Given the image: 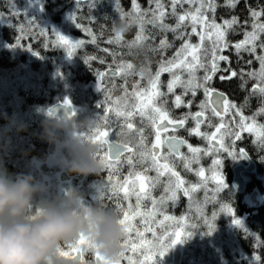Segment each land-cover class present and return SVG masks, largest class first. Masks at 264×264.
I'll use <instances>...</instances> for the list:
<instances>
[{"label":"snow or ice","instance_id":"6c2138e0","mask_svg":"<svg viewBox=\"0 0 264 264\" xmlns=\"http://www.w3.org/2000/svg\"><path fill=\"white\" fill-rule=\"evenodd\" d=\"M98 2L99 0H76V10L84 4L92 10ZM112 2L114 11L119 14L120 20L138 25L137 35L133 41L127 42V47H147L149 52L159 55L160 59L154 74L145 67H141L137 73L132 63L117 62L115 51L107 47L100 49L111 55L113 64L116 65L113 68L110 64L105 71L97 70L94 73L97 92L109 93L104 101L97 104L98 109H103V114L99 113L95 119L97 125L102 121L110 131H101L97 127L94 135L87 133L80 135L99 146L96 159L99 160L103 169L108 171V176L107 182H103L98 192L106 193L107 199L115 203V212L122 227L123 239L119 242L120 253L111 260L101 256L90 239L83 234L69 247L73 253H76L72 257L73 260L82 259L84 251L93 252L95 259L92 264H122L125 260L128 264H154V258L157 255L163 257L171 247L181 242V237H186L190 233L181 227L182 222L186 220L185 216H181L177 222V230L156 237L154 242L142 239L144 232L136 228L133 221L145 215L140 211L144 201L151 202L152 208L147 215L152 218L153 223L156 222L158 214L163 215L164 221H172L176 220V217L164 214L169 202L175 206L180 196L183 195L191 203L195 194L204 190L203 204L219 203V212L214 210L209 216L206 211L200 210L194 214L195 222L191 224V228L203 225L207 229L206 234L211 235L216 227L214 221L221 213L231 216V223L234 226L243 228V221L236 217L232 205L229 202L221 203L217 199L219 194L228 187L221 171L222 158L212 161L214 187L209 192L206 190L207 177L204 168L201 167L198 170L193 168L194 164L200 163V156L207 155L208 152L200 147H193L179 133L184 130L189 136L195 135L203 138L208 142L209 148L215 150V154L218 155L220 151H223L233 160L244 159L249 155L246 149L236 147L237 142L243 140L244 133H254L257 139L253 143H258L264 149V124L258 123L257 120L258 117L264 116V3L257 0L256 7H253L249 0H243L247 16L242 20L239 15L232 14L241 0H223V3H220V0H146L147 7H143L139 0H130L131 9L129 11H125L120 6V0H112ZM219 8L227 10L229 15L217 19ZM13 15L19 18L17 12L14 11ZM68 18L77 29L84 31L91 39L89 41L76 40L53 29L51 32L55 35V40L51 41L52 47L65 49L69 58L74 56L75 51L86 43L96 44L99 48L98 36L90 27H84L77 22L76 11ZM25 20L30 29L34 30L38 27L33 20ZM92 20L94 18L90 17V22ZM168 20L175 22L170 24ZM148 25H151V29ZM20 31L22 35L15 38L13 45H6V47L19 46L31 51L33 55H39L33 50L31 44L24 46L22 41L26 34L23 26ZM168 33L172 34L171 41L168 39ZM100 34L102 36L103 28ZM39 35H47L45 29L40 28ZM231 35H241L242 39L232 41L229 39ZM158 36L160 37L158 43H155ZM193 37L196 38L195 42ZM122 40L121 34L114 33L106 40V43L120 45ZM176 41L180 42L179 47L175 48L171 57H167L166 51L172 49ZM49 46L48 42L44 45L45 48ZM225 53L235 55L238 68H232L231 56ZM245 54L250 58L245 59ZM93 61H98L100 64L106 63L104 58L94 55L84 58V63L89 68ZM254 63H258V68L252 67ZM221 64L224 67H221ZM200 71L203 75H198ZM146 73L147 86H142L141 81L136 80L131 83V91H129L128 77L139 75L143 79ZM163 73H168L170 77L166 85H163L166 91L162 90L161 75ZM116 76H120L124 84L120 85L123 96L114 101L105 81ZM217 76L221 82L238 79L241 90L248 93L244 101L238 104L226 93L213 87V81ZM250 81L253 83L248 89L247 85ZM177 89H180L179 93ZM198 92L203 93L204 99L197 104L195 98ZM187 97L191 98L186 99ZM252 98L258 99L259 107L251 116H248L245 115V110L249 107ZM63 105L71 106L67 97ZM194 105L198 109L195 112L191 110ZM180 108H185L187 111L179 116L173 115V111ZM112 113L116 119L110 118ZM48 114L54 116L55 110H50ZM67 115L74 116L75 112ZM136 115L141 117V123L145 122L144 118H147L149 122L155 137L150 145L144 134L145 128H134L132 118ZM212 117L218 118L219 124H213ZM189 121L194 124L191 128L187 127ZM204 124L215 127V131L210 134L201 131V126ZM126 130L128 132L137 131L139 140L135 148L130 144L119 146L118 138L126 134ZM112 132L115 133L116 139L110 138ZM225 137L228 143L225 142ZM182 147H186L187 153L191 155L182 152ZM260 159L264 160V156H260ZM178 162L182 163L186 171L194 172L200 177L201 182L185 181L181 173L177 171ZM123 163L131 169H134L137 164L142 166L141 171L129 173V176L135 175V181L130 183L127 178L120 180L117 170ZM151 171H155L156 175H149ZM162 178L165 179L162 180ZM136 181L139 182L138 189ZM157 187L163 188L159 198L152 196L153 190ZM133 196H135L134 205L131 202ZM94 199L97 201V196ZM124 202H127L126 207ZM147 231H152V229L149 227ZM245 232H247L246 229ZM133 233L135 237L141 238L139 245ZM152 235L155 236V232H152ZM256 241L257 245L261 243L258 237ZM82 246L86 247L82 248ZM138 250L140 255L144 256L143 260H133L126 255L128 252L135 254ZM58 252L64 257L70 255L62 247L58 249ZM256 259L259 258L256 257Z\"/></svg>","mask_w":264,"mask_h":264},{"label":"trees","instance_id":"16d2710c","mask_svg":"<svg viewBox=\"0 0 264 264\" xmlns=\"http://www.w3.org/2000/svg\"><path fill=\"white\" fill-rule=\"evenodd\" d=\"M139 2L143 7H147L146 0H139ZM259 2L264 3V0H259ZM220 3H223V0H220ZM249 3L253 7H256L257 0H249ZM120 6L125 11H129L131 9V2L130 0H120ZM35 7L44 10L46 21H43L36 8L31 7L25 0H0V166L4 169L1 172L8 174L10 177H14L18 173L33 175L31 170L35 167L31 159H38L39 157L36 152L45 151L47 144L41 138L43 131L42 122L46 119H53L47 113L46 108L52 103L60 101V98L65 95L62 90L59 91L58 84L62 83L66 88H69V81H71L76 85V88L82 89V85H85L88 80L94 78V73L97 70L102 71L110 64L116 67L113 64V57L100 49L107 47L115 51V60L117 62L132 63L137 73L141 67L146 65V69L154 74L160 59L159 55L149 52L147 47H127V42L133 41L137 35L138 25L135 23H130V30L122 35L123 40L120 45L106 43V40L114 35L112 31L113 22L120 20L119 14L114 11L112 0H99L92 10L89 9L87 4L82 5L79 10H76L75 0H39V4ZM244 7V2L241 0V3L238 5L239 11L236 8L232 14L239 15L243 20L247 16ZM14 11L19 14V18L13 15ZM74 11H76L77 22L81 23L84 27H90L98 36L97 44L99 48L96 44L86 43L83 47L77 49L74 56L68 61L64 60L65 49L51 46V41L55 40V35L51 30L54 29L53 25H56V27L59 26L66 32L65 35H69L76 40L89 41L91 38L81 29H77L68 18ZM228 15V11L223 8L217 10V19L221 16L227 17ZM90 17L94 18L92 22H90ZM63 18H68V21L61 25L60 23ZM25 19L33 20L38 27L45 29L47 35L40 36V28L38 27L34 30L30 29ZM174 22V20H168L170 24ZM21 26H23L24 33L26 34L22 43L24 46L31 44L33 50L39 53L37 61L32 63H29L27 60L28 54L32 53L31 51L19 46L6 47V45H13L15 38L22 35L20 31ZM102 28L103 34L101 36ZM148 28L151 29V25H148ZM167 35L171 41L172 34L168 33ZM159 38L158 36L155 43H158ZM229 39L238 41L242 39V36L231 35ZM195 40L196 38L193 37L194 42ZM46 42L50 45L48 48L44 47ZM171 50L173 51V49L166 51L165 55L167 57H170L169 52ZM225 54L231 56L232 68H238L235 55L231 53ZM93 55L104 58L106 63L100 64L98 61H93L91 68H89L84 63V58ZM249 58L245 54V59ZM258 66V63L252 65L253 68H258ZM221 67H224V65L221 64ZM198 75H203V72L200 71ZM167 76V73L161 75L162 90L164 91L166 87H163V85L167 83ZM132 78H139L142 86H146L147 84V73L143 79L139 75L128 77L130 80ZM219 80V76H217L213 81V87L225 91L230 95L232 100H237L238 104L244 101H238L243 94L239 95L247 92L241 90L238 79L221 83L218 82ZM128 83L130 87L132 81H128ZM252 83L253 81L248 83V89L251 88ZM200 95L204 99L202 92ZM83 102L85 106H91L84 107L87 112H90L92 117H94L93 114L97 116L100 113L101 110L96 107L92 99L85 97ZM81 112L80 110L77 114ZM213 124L217 123L214 121ZM205 125L206 127L208 126L207 124ZM18 126H22L24 130L18 132ZM98 126L99 122L96 128ZM205 131L208 132L207 129ZM30 144H34L35 149H31ZM199 193H197L199 197L195 196L191 203L187 199V206L190 209L188 214L189 224H187L189 227L195 222L194 214L197 213L195 209L198 212L204 210L209 216L212 211H219V203L216 205L212 204L213 206L215 205L214 208L207 209V206L211 203L203 204L205 191L203 190ZM217 199L223 203L221 198ZM225 199L227 200V198ZM220 215L223 217V213ZM191 229L190 236L192 238L181 239L183 247L181 264H264V250L261 248V245L256 246L251 243L250 245L248 241L240 242L238 239L237 246L233 247L230 246L229 240H225V242L213 238L202 240V230L197 227ZM204 232L207 233V230ZM216 233L220 234L219 232ZM236 234L239 235V233ZM62 249L68 250L64 247ZM128 256L133 260L144 259L143 255L136 256L129 253ZM256 257L259 259H256ZM162 263H170L169 253L163 262L162 258L160 259L158 255L154 258V264ZM82 264L90 263L83 261ZM122 264H128V262L125 260Z\"/></svg>","mask_w":264,"mask_h":264},{"label":"flooded vegetation","instance_id":"af4514ba","mask_svg":"<svg viewBox=\"0 0 264 264\" xmlns=\"http://www.w3.org/2000/svg\"><path fill=\"white\" fill-rule=\"evenodd\" d=\"M237 10H238V7H237ZM65 57H68V56H65ZM107 68H104L102 71H105ZM95 80H96V77L94 76V78L88 80V82L85 85H82V89L76 88V85L72 83L71 81H69V88H66L64 84L62 83L58 84L59 91L62 90L65 93V95H63V97L60 98V102H63L65 97H67L70 100L71 107H72L71 113L75 112V115L73 116L74 118L83 119L85 116L92 117V115H90V112H87V110L85 109V107L87 108V106L91 107L90 105L85 106V103L83 102L85 97L92 99L95 105L97 106V104L100 101H104L106 95L109 94L104 91L94 92L92 87L90 86V82L95 81ZM136 80H140V79L139 78H132L131 80L128 79V81H132V82ZM218 82L221 83L220 80ZM122 84H124V80L120 76L110 77L108 80L105 81L106 87L111 90V96L114 101L118 100L120 97L123 96L122 90L120 88V85ZM113 85H115V87H113ZM129 91H131V87H129ZM176 91L177 93L180 92L178 89ZM222 92L226 93L223 90ZM200 93L198 92L195 98L197 104L200 102V99L202 100V95H200ZM247 94H248L247 92L241 93L239 96L241 95L242 96L240 97V99H238V101L244 100ZM227 96L230 98V95L227 94ZM189 98L191 97H187L186 99H189ZM233 101L237 102V100H233ZM257 101H258L257 98H252L250 100V105L245 110V115L251 116L254 113L253 109ZM80 106H81V109H80ZM169 106L171 107V105ZM80 110L82 112L77 114ZM99 110H101L100 114L102 115L103 109H99ZM191 110L195 112L198 109L194 105ZM186 111L187 109L185 108L175 109L173 111V115L179 116ZM93 116L95 118L97 117L94 114ZM110 118L116 119L114 113L110 114ZM226 119H230V118H226ZM257 120H258V123L264 124V116L258 117ZM144 121H145L144 123H141V117H139L138 115L132 118V123L134 124L135 129H139L141 127L145 128L144 134L145 136H147L148 138L147 142L150 145V143L155 139V137H154V133L152 132V129L150 128L149 122L147 121V118H144ZM212 121L216 122V121H219V119L216 117H212ZM219 122L217 124H219ZM193 126H194L193 122L189 121L187 124V127L191 128ZM98 127L101 131L109 130L103 125L102 121L99 122ZM95 129L96 127L93 128L92 131L87 132V134L94 135ZM205 129L206 128L202 125L201 131H205ZM207 131L210 134L211 132L215 131V127L208 126ZM126 133L130 136L132 140V143L130 145L135 148L139 140V135L137 131L133 130L131 132H128L126 130ZM58 135L61 138H63L64 134L59 133ZM179 135L186 138L193 147H200L208 152L207 155L200 156V163L194 164L193 165L194 169H197L198 167L199 168L204 167L206 163H210L212 160L216 158H222L221 171L224 175L225 183L228 185V187L222 193H220L217 198H221L223 200V203L229 202L232 205V207L235 209L236 217L240 218L243 221V228H238L231 223L232 221L231 216H227L223 214V217H221V215H219L214 221L216 227H215V231H213L211 235H208L204 232L207 229L203 225H200L197 227L198 229L202 230L201 239L206 240V239L213 238L218 241L223 240L224 242L225 240H229L230 246H233V247L237 246V241L239 239L240 242L248 241L249 244L251 243L256 246L261 245L262 246L261 248L264 250V160L260 159V156H264V152H263L264 149H262L260 146H257L253 143L252 134L244 133L243 140L238 141L236 144V147L237 148L242 147L246 149L249 155L247 158H244V159L233 160L227 157L226 153H224L223 151H220L218 155L215 154V150L209 148L208 142L204 140L203 138L197 137L195 135L189 136L188 132L184 130H181ZM110 138L116 139L114 132L111 133ZM225 142L228 143L227 137H225ZM47 145H48V142L46 144L45 151L36 152L37 156L39 157L38 159L37 158L31 159V162L33 163L35 167L34 169L31 170V172L33 173L32 176L34 177V182L38 184L39 186L41 185L43 189V191L37 196V200L47 199V200L59 201L64 197V193L67 189L74 188L83 197L82 202L85 206L103 205L106 209L115 211V203L107 199V194L98 192L103 182L105 183L107 182V176H108L107 170L103 169V171L101 172L99 176H96V175L83 176V175H77V174H68L60 163L62 159L67 158L66 153L63 150H61L58 147V145L54 144L53 152L50 155L47 150ZM30 147L31 149H35L34 144H30ZM181 151L188 154L186 147H182ZM188 155H191V154H188ZM238 166L241 167L240 174L243 178V188L240 191L236 190L232 184V181L235 175V168ZM3 170L4 169L0 166V172ZM141 170H142V166L139 164H137V166L134 169H131L126 163H123L117 170V173L121 181H123L124 178H127L129 182L131 183L132 181H135V175L129 176V173L137 172ZM177 171H179L181 173L182 178H184L185 181L189 183L201 182V178L195 175L194 172L186 171L183 168L182 163H179V162L177 163ZM148 174L151 176L156 175L155 171H151ZM212 174L206 175L207 177L206 190L209 192L214 187V181L212 180ZM41 178H43L42 184H40ZM163 179L165 178H162V180ZM136 185L138 189V186H139L138 181H136ZM162 192H163V188L157 187L155 190H153L152 196L159 198ZM254 194H255L254 200H252L251 196ZM96 196L98 198L97 201H95L94 199ZM102 196H103V199H101ZM221 196L227 198V200ZM131 202L133 203V205L135 204V196L131 197ZM124 206L125 207L127 206V202H124ZM214 206L212 204H209L207 206V209L211 207L214 208ZM151 208H152L151 202L144 201L142 203V207L140 211L144 212L145 215L143 217H137L133 222L136 221L138 224V225H135L136 228L144 232V237L142 239L146 241L154 242L156 237L165 235L166 232L171 233L174 230H177V225H173V221H164L163 215H159V214L157 215L156 222L153 223L152 218L149 215H147L148 211ZM164 214L177 217L178 219L181 216H185L186 220L183 221L182 223L186 222L187 214H188L187 198L181 195L178 202L175 204V206H173L172 202H169L165 209ZM149 227L152 229V231H147ZM181 227L183 228L184 231H188L190 229L189 225H181ZM245 229L247 230V232H245ZM152 232H155L156 235L153 236ZM216 232H219L220 234H217ZM236 233H239V235ZM133 236L136 239L137 244L139 245L141 238L135 237L134 233H133ZM257 237L261 241L259 245H257V241H256ZM61 247L68 249L67 251L70 253L68 257L74 254L72 250L70 249L69 245H62ZM83 247H86V246H82V248ZM170 249L168 250L169 259H170V254H171ZM139 252H140L139 250L135 254H133L132 252H128L126 255H128L129 253H132L133 255L137 256V255H140ZM94 259H95V256L93 252L84 251L81 261L82 262L88 261L90 264H92V262H94Z\"/></svg>","mask_w":264,"mask_h":264},{"label":"clouds","instance_id":"9594fccd","mask_svg":"<svg viewBox=\"0 0 264 264\" xmlns=\"http://www.w3.org/2000/svg\"><path fill=\"white\" fill-rule=\"evenodd\" d=\"M130 26L126 21H114L112 31L123 35ZM96 126L94 117L76 119L63 114L42 122L41 138L66 153L67 158L60 163L68 174L99 176L103 171L96 159L99 146L80 135ZM23 130L17 127L18 132ZM131 143L127 133L118 138L121 147ZM42 191L31 174L10 177L0 172V264H67L58 249L72 244L81 234L107 260L120 253L123 234L114 210L85 206L74 188L67 189L59 201L37 200Z\"/></svg>","mask_w":264,"mask_h":264},{"label":"water","instance_id":"95a60500","mask_svg":"<svg viewBox=\"0 0 264 264\" xmlns=\"http://www.w3.org/2000/svg\"><path fill=\"white\" fill-rule=\"evenodd\" d=\"M40 14L42 16V19L45 20L46 17L44 15V11L41 10L40 11ZM38 58L37 55H33V54H30L28 56V60L31 62V61H36ZM90 86L92 87L93 91L94 92H97L96 90V80L95 81H91L90 82ZM55 110V115L52 116V117H58L60 115H63V114H71L72 112V107H66L63 105V102H56V103H53L51 104L48 108H47V112L49 113L50 110ZM53 148H54V144H50L48 143V146H47V150H48V153L51 155L52 152H53ZM251 165V164H249ZM249 170V169H248ZM250 171V170H249ZM241 167L238 166L235 168V175H234V178H233V181H232V184H233V187L240 191L242 188H243V178L241 176ZM254 195L251 196L252 200H254ZM76 253H74L73 256H75ZM64 257L63 258L67 261V264H81V259L80 260H73L72 257ZM181 260H182V246L179 243L175 244L173 247H171V263L170 264H181Z\"/></svg>","mask_w":264,"mask_h":264},{"label":"rangeland","instance_id":"374dc122","mask_svg":"<svg viewBox=\"0 0 264 264\" xmlns=\"http://www.w3.org/2000/svg\"><path fill=\"white\" fill-rule=\"evenodd\" d=\"M25 1H26L31 7L36 8L37 12H39V9H40V8H38V7H40V6L35 7L37 4H39V0H25ZM185 7H187V5H185ZM61 21H62V22H61L60 24L62 25L63 23H66V22L68 21V18H63ZM60 24H59V25H60ZM53 28H54L56 31H58V32H60L61 34H63V35L66 34V32H65L61 27H59V26L56 27V25H53ZM66 36L72 38V37L69 36V35H66ZM73 39H75V38H73ZM179 44H180L179 41H176V42H175V46L172 48L173 51H175V48L179 47ZM173 51L171 50V51L169 52L170 57L173 55V53H174ZM172 52H173V53H172ZM69 59H70V58H69ZM68 61H69V60H68ZM167 74H168V73H167ZM169 78H170V77H169V74H168V76L166 77L167 81L169 80ZM0 87H1V86H0ZM178 90L180 91V89H178ZM165 91H166V88H165ZM218 122H219V121H216V123H218ZM203 126L206 128V125H205V124H204ZM252 135H253V141L256 140V139H257L256 135H255L254 133H253ZM228 142H229V141H228ZM255 145L259 146L258 143L255 144ZM263 152H264V151H263ZM212 161H213V160H212ZM212 161H211L210 163H206L205 166L203 167L204 170H205L206 175H208V174H212V173H213L214 166H213ZM197 169H199V167H198ZM42 180H43V178L40 179V184H42ZM40 186H41V185H40ZM197 193H199V192H197ZM197 193L195 194V196H196V197H199V196H197ZM199 195H200V194H199ZM195 211H196V209H195ZM172 221H173V225H177V222L179 221V219L176 217V220H172ZM133 223H134L135 225H138L136 221L133 222ZM166 257H167V253L162 257V262L165 261ZM162 264H163V263H162ZM166 264H168V263H166Z\"/></svg>","mask_w":264,"mask_h":264},{"label":"bare ground","instance_id":"6f19581e","mask_svg":"<svg viewBox=\"0 0 264 264\" xmlns=\"http://www.w3.org/2000/svg\"><path fill=\"white\" fill-rule=\"evenodd\" d=\"M66 51V50H65ZM67 53L64 54V60H68L69 58L68 57H65ZM216 89H220V88H216ZM259 107V101L256 102V104L254 105V109L253 111L255 112V110ZM183 238H189L191 239L192 237L190 235L186 236V237H181V239Z\"/></svg>","mask_w":264,"mask_h":264}]
</instances>
